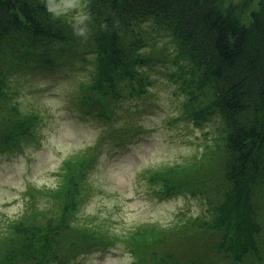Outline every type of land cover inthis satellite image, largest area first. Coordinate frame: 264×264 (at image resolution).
I'll list each match as a JSON object with an SVG mask.
<instances>
[{"label": "trees", "instance_id": "1", "mask_svg": "<svg viewBox=\"0 0 264 264\" xmlns=\"http://www.w3.org/2000/svg\"><path fill=\"white\" fill-rule=\"evenodd\" d=\"M253 1L85 0V14L74 17L55 11L50 0H0V81L17 59L21 61L24 49L37 48L40 40L44 39L42 45L46 46L44 59L52 57L51 48L67 45L88 60L95 57L94 75L82 102H101L108 110L110 97H115L111 93L116 95L115 101L123 97L118 87L121 80H130L129 95L145 90L144 79L149 75L143 68L146 63L154 66L158 60L141 49L148 43L146 32L159 31L171 36L176 52L189 60V68L181 66L178 71L187 94L184 115L198 124L215 112L221 115L222 139L207 145L201 159L181 168L172 166L171 171H149L161 197L187 191L205 195L211 205L218 201L212 219L198 215L189 223L173 224L175 229L168 233L167 227L158 230V225L148 224L153 226L152 231L158 230L152 234L155 241L144 244L137 235L126 239L135 255L133 264H209L219 255L232 258L234 264H264V225L252 219L248 222L243 207L262 217L264 0H258L257 7H253ZM246 10L249 21L242 19ZM18 115L13 122L16 129L0 135L1 150L28 132L18 131L21 125H28L27 129L32 126V116ZM97 148L90 146L87 158L70 166L57 197H65L67 191L78 194L79 184L85 180L81 174ZM258 174L260 178L256 179ZM210 183L215 189L207 187ZM36 191L31 188L28 193L33 196ZM260 192L263 194L258 195ZM66 199L65 214L58 217L39 212L31 199L25 212L8 223V235L0 238V264H45L52 260L66 264L95 244H110L103 241L108 237L89 233V226L81 228L69 220L75 209L66 215L72 205L68 196ZM239 214L244 216V225L235 229L222 226ZM67 223L69 228H65ZM192 226L196 229L193 235L189 233ZM15 230L18 233L13 235Z\"/></svg>", "mask_w": 264, "mask_h": 264}, {"label": "rangeland", "instance_id": "2", "mask_svg": "<svg viewBox=\"0 0 264 264\" xmlns=\"http://www.w3.org/2000/svg\"><path fill=\"white\" fill-rule=\"evenodd\" d=\"M50 3L58 12L74 17L85 14V0ZM257 5L258 0H254L253 7ZM242 16L249 21L248 10ZM145 36L148 43L141 50L158 60L154 66L146 63L143 68L149 75L144 79L145 90L129 95L130 80H121L118 87L123 97L115 101L116 95L111 93L115 97H110L108 110L101 102H82L86 85L94 75L95 57L88 60L67 45L51 48L52 57L44 59L46 46L42 45L44 39L40 40L37 48L24 49L22 62L17 59L14 64L18 63L0 81V95L6 94L0 99V135L16 129L15 115L32 116L30 129L28 125L18 128L28 130L25 135L4 150L0 146V238L8 235V223L25 212L31 199L39 212L58 217L65 214L63 205L68 196L72 205L66 215L70 216L75 209L69 220L81 228L89 226V233L108 237L103 241L110 244H95L66 264H133L135 255L127 242L132 236L137 235L148 244L155 241L152 234L161 227H167L168 233L177 222L189 223L198 215L212 217L218 201L211 205L205 195H191L187 191L161 193V197L149 178L150 170L171 171L172 166L181 168L201 159L207 145L222 139V118L214 111L211 118L198 124L184 115L187 94L178 71L181 66L189 68V60L176 52L171 36L159 31H147ZM93 145L98 148L88 156L91 162L81 174L85 180L79 184L78 194L67 191L65 197H57L70 166L80 158L86 159L85 153ZM207 187L215 189L211 183ZM31 188L38 190L33 196L28 193ZM243 207L248 222L252 219L264 225V205L262 217ZM244 221L239 214L222 226L235 229ZM148 224L158 225V230L152 231L153 226ZM170 224L173 226L169 227ZM65 228H69L68 223ZM25 233L29 235L30 230ZM189 233L196 234L195 227ZM2 243L0 240V246ZM224 257H213L209 264H234L232 258ZM57 263L52 260L45 264Z\"/></svg>", "mask_w": 264, "mask_h": 264}]
</instances>
